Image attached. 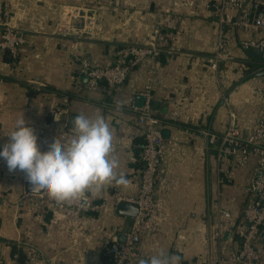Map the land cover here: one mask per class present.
Here are the masks:
<instances>
[{
	"label": "crops",
	"instance_id": "0c3cea01",
	"mask_svg": "<svg viewBox=\"0 0 264 264\" xmlns=\"http://www.w3.org/2000/svg\"><path fill=\"white\" fill-rule=\"evenodd\" d=\"M213 1L0 0V40L6 9L11 26L27 38L16 60L0 51V151L22 115L47 151L56 138L70 136L78 114L99 112L112 123L119 171L130 181L89 193L85 202L100 208L82 215L28 192L25 174L10 172L0 158V264L24 263L31 256V264H109L106 249L131 232L134 218L117 212L115 194L139 196L144 139L132 106L146 101L150 64L108 92L104 83L89 88L81 60L108 67L121 46L143 45L157 30L163 51L151 106L161 120L166 153L157 193L160 213L137 246L139 259L162 249L179 255L180 264H231L226 258L240 247L254 160L242 164L236 156L222 171L202 130L219 136L217 146L231 125L241 136L252 132L264 113V59L240 47L259 34L226 26L221 39L226 61L217 73L207 68L219 43L218 21L208 9ZM80 8L98 14L92 34L82 35L77 20H70V10ZM227 16L235 19L238 13ZM70 26L72 34L61 33ZM117 101L123 104L119 111ZM256 249L264 264V229Z\"/></svg>",
	"mask_w": 264,
	"mask_h": 264
},
{
	"label": "built area",
	"instance_id": "2783aa9c",
	"mask_svg": "<svg viewBox=\"0 0 264 264\" xmlns=\"http://www.w3.org/2000/svg\"><path fill=\"white\" fill-rule=\"evenodd\" d=\"M209 11L218 21L219 43L216 46L215 55L206 59L207 68L217 73L226 56L222 53V41L224 28L234 27L245 30L248 33L259 34V38L252 37L242 40L240 47L243 51H256L264 59V0H251L250 5L242 0H216L208 4ZM228 12H237L235 19L227 16ZM2 38L0 40V51L8 54L13 60L19 56L20 49L27 43L26 34L16 30L9 22V12L6 9L3 13ZM77 20L79 32L92 34L97 24L96 12L91 8H80L70 10V20ZM73 29L63 28L61 33L72 34ZM77 31V33H79ZM158 30L148 38L143 45H123L117 51L114 63L108 67H95L88 60H81V71L85 74L90 89L96 88L104 83L107 91L112 92L123 86L130 76L137 72L144 64H150L149 75L143 93L146 98L143 106H132L138 124L143 130L144 145L141 151L143 169L141 173V185L137 199L125 198L121 192H116L115 203L132 202L139 208L138 215L134 218L131 232L124 241L113 240L106 249L109 257V264H130L137 261L140 254L137 246L142 243L144 231L153 228L154 218L160 213L158 205V189L163 182L162 164L166 153V141L163 137L161 120L152 109V88L156 82V62L162 53L159 46ZM264 92V87L262 88ZM234 116H231L233 118ZM207 137V148H216L217 162L224 172V166L234 157L240 156L241 163L247 164L254 160L252 168V181L248 188L250 201L242 212L245 225L239 233L240 247L232 252L226 261L231 264H259L261 255L256 249V244L264 229V113L256 121L252 132L245 136L239 135L235 125L220 136L221 143L217 146L219 136L209 130H202ZM65 138V135H62ZM41 196L59 206L76 211L78 214H87L96 211L100 207L91 205L85 201L72 204H57L51 200L46 192ZM228 217V213H222ZM34 257L31 256L24 263L31 264ZM225 259L221 258L220 263Z\"/></svg>",
	"mask_w": 264,
	"mask_h": 264
},
{
	"label": "clouds",
	"instance_id": "9594fccd",
	"mask_svg": "<svg viewBox=\"0 0 264 264\" xmlns=\"http://www.w3.org/2000/svg\"><path fill=\"white\" fill-rule=\"evenodd\" d=\"M123 107L117 101L115 110ZM8 142L0 151V158L10 172L25 174L32 191L46 192L57 204L87 201L103 187L115 184L127 187L130 181L120 172V159L115 145V130L103 114H78L72 121V130L66 140L60 137L41 151L38 135L22 115L7 135ZM181 257L160 250L138 264H180Z\"/></svg>",
	"mask_w": 264,
	"mask_h": 264
},
{
	"label": "water",
	"instance_id": "95a60500",
	"mask_svg": "<svg viewBox=\"0 0 264 264\" xmlns=\"http://www.w3.org/2000/svg\"><path fill=\"white\" fill-rule=\"evenodd\" d=\"M143 99H145V98L139 97V100H143ZM27 186L30 189L28 191L30 193L41 194L43 192V191H40V192H34V191H32V188H31V185L29 184V182H27ZM117 212L119 214H121V215L130 216V217L135 218L138 215L139 208H138V205L136 203L120 202L117 205Z\"/></svg>",
	"mask_w": 264,
	"mask_h": 264
},
{
	"label": "rangeland",
	"instance_id": "374dc122",
	"mask_svg": "<svg viewBox=\"0 0 264 264\" xmlns=\"http://www.w3.org/2000/svg\"><path fill=\"white\" fill-rule=\"evenodd\" d=\"M89 7V6H88ZM94 10V9H93ZM95 11V10H94ZM96 12V11H95ZM98 14L96 13V17H97V20H98V16H97Z\"/></svg>",
	"mask_w": 264,
	"mask_h": 264
}]
</instances>
